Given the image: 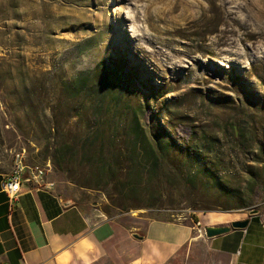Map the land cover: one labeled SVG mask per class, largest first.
<instances>
[{
    "label": "rangeland",
    "instance_id": "374dc122",
    "mask_svg": "<svg viewBox=\"0 0 264 264\" xmlns=\"http://www.w3.org/2000/svg\"><path fill=\"white\" fill-rule=\"evenodd\" d=\"M223 1L234 42L220 46L221 56L203 58L209 81L196 84L146 56L148 46L134 38V29L147 24L141 17L127 19L136 13L134 3L0 0V170L25 149L30 163L50 164L47 174L76 203L135 226L153 218L203 225L211 218H248L252 211L263 215L264 67L256 62L264 43L245 52L237 39L244 31L264 32V0ZM194 36L179 39L198 45L201 38ZM219 36L211 32L206 43L213 47ZM82 74L88 77L85 89L69 98L68 84ZM104 74L117 79L119 104L127 106L115 119L94 103ZM148 110L155 117L146 125ZM124 112L136 113L153 149L160 142L168 154L162 167L151 169L143 145L134 149ZM178 125L192 130L190 143L176 136ZM91 128L104 130L95 155L84 145ZM63 145L57 170L52 155ZM110 157L121 171L101 178ZM220 186L236 195L221 193ZM251 188L252 194H244Z\"/></svg>",
    "mask_w": 264,
    "mask_h": 264
},
{
    "label": "crops",
    "instance_id": "0c3cea01",
    "mask_svg": "<svg viewBox=\"0 0 264 264\" xmlns=\"http://www.w3.org/2000/svg\"><path fill=\"white\" fill-rule=\"evenodd\" d=\"M10 167L0 170V264H264V214L135 226L79 205L48 174L40 186L23 182L10 201L2 190ZM246 219L244 230L213 238L203 232Z\"/></svg>",
    "mask_w": 264,
    "mask_h": 264
},
{
    "label": "bare ground",
    "instance_id": "6f19581e",
    "mask_svg": "<svg viewBox=\"0 0 264 264\" xmlns=\"http://www.w3.org/2000/svg\"><path fill=\"white\" fill-rule=\"evenodd\" d=\"M136 5L135 15L128 17V21L141 20L146 23L147 29H134V38L144 40L148 51L145 53L156 65L170 70L172 73L180 72L196 84L209 81L206 65L203 60L208 55L221 56L225 49L221 45L232 44L231 40V13L225 7V1L220 4L212 3L214 0H124ZM208 1V5H204ZM214 15L210 16V12ZM213 14V13H212ZM218 31L220 36L215 45L207 44V36ZM139 32V33H137ZM199 35L201 42L192 46L181 41L179 37L192 39ZM237 41L244 46L245 52L257 51L259 43H264V32L244 31ZM200 49L199 53L197 49ZM262 59L256 63L264 67V52ZM233 60V59H231ZM255 63V64H256ZM239 67V65H238Z\"/></svg>",
    "mask_w": 264,
    "mask_h": 264
},
{
    "label": "trees",
    "instance_id": "16d2710c",
    "mask_svg": "<svg viewBox=\"0 0 264 264\" xmlns=\"http://www.w3.org/2000/svg\"><path fill=\"white\" fill-rule=\"evenodd\" d=\"M99 71V70H98ZM88 82L87 75H81L72 82L68 84V95L69 98H74L78 96L80 93H82V90L85 89ZM117 85V79L113 78L112 74H104V76L99 80L97 84V88L95 91V98L94 103L97 111L99 113H103L105 117L115 119L119 111H122L123 109H126V105H122V107L119 104L118 94L121 92L119 88H116ZM124 121H127L128 123H125V129H127V137L130 138L131 143L136 150L137 146L139 144L143 145V153L144 158L147 159L149 162V165L152 170H156L159 167H162L164 164H166L168 160V154L161 148L160 142H154L153 147H151L150 144H148L146 140V133L144 131V126L140 123L136 113H122ZM121 117V114H119ZM125 117V118H124ZM155 117L154 113L151 110L146 111L143 114L144 121L146 125H149L152 123L153 118ZM129 121H128V120ZM119 127V125L117 126ZM92 130H89L88 132H85V140L84 145L87 149V151L90 150V153L92 155H95L98 151V147L94 145L96 142V139L103 134V129H97V128H91ZM176 136L186 143H190V139L193 135V132L190 128L184 127L182 125H178L175 128ZM83 136V135H82ZM65 149V145L61 146L54 155H52V164L54 168L57 170H60L64 161V155L60 156V151ZM101 159V158H99ZM102 160V159H101ZM117 165H114L112 163V157L108 158V160L104 161V164L99 170V176L101 178H114L116 174L120 173L121 170H117ZM206 164L200 166V172L199 175L204 174L206 171ZM196 176L191 178V180L195 179ZM213 180L216 182L217 177L215 175L212 176ZM218 182V181H217ZM219 190L221 193H224L227 196H235L236 192H233L231 190H228L224 187H219ZM252 194L253 189L246 190L244 194ZM239 199H243L242 197H239ZM198 222L197 220H195Z\"/></svg>",
    "mask_w": 264,
    "mask_h": 264
},
{
    "label": "built area",
    "instance_id": "2783aa9c",
    "mask_svg": "<svg viewBox=\"0 0 264 264\" xmlns=\"http://www.w3.org/2000/svg\"><path fill=\"white\" fill-rule=\"evenodd\" d=\"M50 168V164L45 166L29 164L26 150L17 151L12 155L10 172L5 177L2 190L8 199L13 201L19 196L23 182L40 186ZM50 185L53 186L52 184ZM196 224L199 225L198 222ZM203 232L205 233V231Z\"/></svg>",
    "mask_w": 264,
    "mask_h": 264
},
{
    "label": "water",
    "instance_id": "95a60500",
    "mask_svg": "<svg viewBox=\"0 0 264 264\" xmlns=\"http://www.w3.org/2000/svg\"><path fill=\"white\" fill-rule=\"evenodd\" d=\"M255 212L252 211L251 215H254ZM249 223V220H241V221H234L230 224V226L226 227H213V226H207L204 228L205 235L207 238H213L216 236H220L223 234L228 233L231 229H239L244 230ZM131 236L136 240H143V236L139 235L138 233H132Z\"/></svg>",
    "mask_w": 264,
    "mask_h": 264
}]
</instances>
